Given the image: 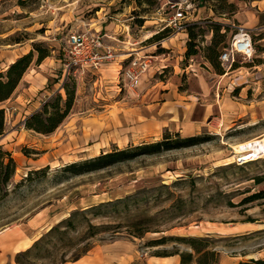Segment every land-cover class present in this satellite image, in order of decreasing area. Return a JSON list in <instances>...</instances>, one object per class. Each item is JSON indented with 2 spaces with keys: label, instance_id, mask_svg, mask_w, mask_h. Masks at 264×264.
Instances as JSON below:
<instances>
[{
  "label": "rangeland",
  "instance_id": "rangeland-1",
  "mask_svg": "<svg viewBox=\"0 0 264 264\" xmlns=\"http://www.w3.org/2000/svg\"><path fill=\"white\" fill-rule=\"evenodd\" d=\"M165 1L0 0V70L33 50L16 88L0 101V145L16 161L0 198V264H66L109 242L118 253H135L127 264H146L147 255L164 249H191L172 239L149 245L166 233L210 235L217 264L264 258V197L240 202L264 188V179L256 181L264 176V0H192L185 34L164 26ZM236 23L249 27L255 51L231 63L218 55L220 72L205 56L212 26L220 25V51ZM190 25L197 50L186 56ZM73 30H100L115 56L95 71L69 68L65 36ZM33 42L48 50L40 62ZM135 54L147 66L130 85L123 68ZM64 80L75 93L61 123L47 134L25 128L27 114L65 94ZM202 103L210 109L204 118L183 117ZM168 133L207 140L83 173L60 170ZM125 195L127 201L109 203ZM139 218L149 230L136 235ZM16 231L30 243H7Z\"/></svg>",
  "mask_w": 264,
  "mask_h": 264
},
{
  "label": "trees",
  "instance_id": "trees-1",
  "mask_svg": "<svg viewBox=\"0 0 264 264\" xmlns=\"http://www.w3.org/2000/svg\"><path fill=\"white\" fill-rule=\"evenodd\" d=\"M138 3L150 1V0H136ZM218 24L212 26L216 35L212 36V40L210 43L206 45L205 48V56L208 60L220 70V67L215 62L216 58L219 55V43L223 40V37H217ZM170 30L169 26H165ZM192 25L188 27V40L185 49V54L190 55V53H194L196 49V40L194 38V31L192 30ZM162 35V34H161ZM161 35H157L160 37ZM35 48H37L36 62H40L46 54H48V50L46 47H39L33 42ZM33 59V50L23 52L17 56L7 64L4 69L0 70V101L2 99L7 98L16 88L17 83L21 79L22 75L26 68L30 65V62ZM222 70H220L221 72ZM62 85H64L65 94L63 95L61 92H56L50 98L46 99L40 108L31 111V113L27 114L25 117L23 124L24 127L30 130H36L42 133H49L53 131L63 120V118L69 112L73 101H74V93H75V85H69L67 81H63ZM5 123L4 116V107H0V135L3 134ZM207 140L204 134L193 133L189 135H180L178 134H164L162 138L152 140L149 142H141L135 145H127L120 148H113L110 150H105V152H99L97 154L91 155L90 157L77 159L75 161H69L64 163L61 166V171L68 172L71 174L83 173L86 171H90L91 169L99 168L106 166V164L113 163L116 161H120L121 159H127L135 157L137 154L141 153H151V152H159L164 149L174 148L178 146H188L193 143H199ZM16 168V161L13 158L9 149L0 145V198L3 197L8 192V183L13 175V172ZM264 179L263 177H257L256 181ZM130 195H125L121 198H116L115 200H110L111 204H118L122 201H127ZM264 197V188H260L253 193L243 196L240 199V202L251 201L254 198ZM97 205V204H96ZM93 206V205H92ZM95 206V205H94ZM140 226H138L137 234H142V232L149 230V226H144L143 219H138ZM158 230V229H155ZM175 240L178 242L184 241L188 243L191 249H174V250H166L157 251L153 254L156 255H167V254H178L180 257V264H217L218 256L217 250L213 246V241L210 238V235H190V234H172L166 233L162 234L158 237H154L150 240L149 245L164 243L166 240ZM27 252V251H26ZM20 254L16 255V259H19ZM244 261H240L238 264H242ZM250 264H264V258H251Z\"/></svg>",
  "mask_w": 264,
  "mask_h": 264
},
{
  "label": "built area",
  "instance_id": "built-area-1",
  "mask_svg": "<svg viewBox=\"0 0 264 264\" xmlns=\"http://www.w3.org/2000/svg\"><path fill=\"white\" fill-rule=\"evenodd\" d=\"M164 4L170 10L169 14L163 17L164 26H169L170 31L173 32L185 29L191 18L188 15L194 6L193 1L166 0ZM103 34L100 30H73L67 33L65 36L68 56L66 64L70 66L69 68L72 67L73 70L81 72L95 71L101 67L103 60L113 58L115 54H113L112 47L102 40ZM254 51V39L249 27L236 23L233 26L230 40L220 49L219 59L231 63L237 54L249 57ZM140 57L133 55L123 68V75L130 85L138 84L139 74L147 66V62L144 59L141 60Z\"/></svg>",
  "mask_w": 264,
  "mask_h": 264
},
{
  "label": "crops",
  "instance_id": "crops-1",
  "mask_svg": "<svg viewBox=\"0 0 264 264\" xmlns=\"http://www.w3.org/2000/svg\"><path fill=\"white\" fill-rule=\"evenodd\" d=\"M178 33H184L183 31H178ZM185 34V33H184ZM176 35V34H175ZM174 35V36H175ZM182 49L179 51L180 54L177 55V58L183 57V52H181ZM15 58H11L10 61L14 60ZM185 61V60H184ZM186 66V65H185ZM25 72V71H24ZM24 75V74H23ZM22 75V77H23ZM21 77V78H22ZM206 91H202L204 95L208 93V88L204 89ZM163 92V91H162ZM214 103V106H216L217 102L212 101ZM208 104V103H206ZM204 103L200 104L197 110H190L186 112V114L183 116L184 118H190L193 120H200L204 118L208 112H210L208 109V106L204 107ZM214 108V107H213ZM16 236H13L14 233H12L11 236L13 237H7L5 238L7 243L14 245L15 247L21 248L30 243L32 240L31 237L21 235L19 232H15ZM0 240L2 238L0 237ZM118 248L113 243H108L107 245H96L89 251L83 253L79 256V258L69 261L66 264H127L131 261V259L134 258L135 253H131L128 251L127 248H125V251L123 253H118L116 250ZM146 264H180V257L178 254H167L165 256L163 255H156V254H149L145 257ZM119 260V261H117Z\"/></svg>",
  "mask_w": 264,
  "mask_h": 264
},
{
  "label": "bare ground",
  "instance_id": "bare-ground-1",
  "mask_svg": "<svg viewBox=\"0 0 264 264\" xmlns=\"http://www.w3.org/2000/svg\"><path fill=\"white\" fill-rule=\"evenodd\" d=\"M250 143V142H249ZM248 144V143H247ZM250 151V150H249Z\"/></svg>",
  "mask_w": 264,
  "mask_h": 264
}]
</instances>
